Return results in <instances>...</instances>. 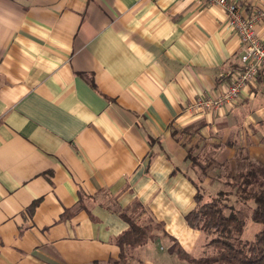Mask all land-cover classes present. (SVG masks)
<instances>
[{
  "label": "crops",
  "instance_id": "1",
  "mask_svg": "<svg viewBox=\"0 0 264 264\" xmlns=\"http://www.w3.org/2000/svg\"><path fill=\"white\" fill-rule=\"evenodd\" d=\"M242 49L197 0H0V264H107L135 201L161 228L125 247L131 264H187L174 240L198 256L189 156L216 173L264 163V76L187 109L228 85Z\"/></svg>",
  "mask_w": 264,
  "mask_h": 264
},
{
  "label": "trees",
  "instance_id": "2",
  "mask_svg": "<svg viewBox=\"0 0 264 264\" xmlns=\"http://www.w3.org/2000/svg\"><path fill=\"white\" fill-rule=\"evenodd\" d=\"M193 126L198 129L201 124ZM189 158L205 171L207 159L203 166V160L198 161L194 156ZM245 162L237 163L240 170L235 179L225 181L230 190L209 192L205 187L204 191L200 178L192 181L196 188L195 206L185 215V220L205 238L198 256L187 253L174 240L172 251L179 261L187 264H264V163ZM221 177L223 174L217 173L207 184L220 181ZM231 197L235 204L229 203ZM130 211L131 214H122L128 227L116 238L119 255L109 259L107 264H131L124 253L125 247H142L158 237L160 223L149 215L140 219L145 211L138 201L133 203ZM247 223L259 226L251 239L242 238Z\"/></svg>",
  "mask_w": 264,
  "mask_h": 264
},
{
  "label": "built area",
  "instance_id": "3",
  "mask_svg": "<svg viewBox=\"0 0 264 264\" xmlns=\"http://www.w3.org/2000/svg\"><path fill=\"white\" fill-rule=\"evenodd\" d=\"M201 5H216L226 14L228 26L237 34L243 45L240 64L226 73L228 85L215 97H197L187 105L188 110L213 112L231 105L241 91L258 76H264V0H253L250 9L237 0H197Z\"/></svg>",
  "mask_w": 264,
  "mask_h": 264
},
{
  "label": "rangeland",
  "instance_id": "4",
  "mask_svg": "<svg viewBox=\"0 0 264 264\" xmlns=\"http://www.w3.org/2000/svg\"><path fill=\"white\" fill-rule=\"evenodd\" d=\"M201 163L203 164V166L205 165L204 160L201 161ZM209 164L210 163H207L205 171H204V169H203V171L200 170L201 168H199V166L196 169L197 170V178H200L202 180V182H201L202 184H203L204 181L208 182L209 178L213 179L214 175L217 174L212 168H208ZM239 170H240V167H238V165H237L235 167H227L226 169H224V171H218V173L223 174V177H221V180L219 181V182L222 181L223 185L221 184V186L218 185L217 187H219L220 189H223V190H230V187L226 184L225 181H228L229 179L230 180L235 179V174ZM202 187H203L204 191H206V189H207V188L205 189L206 185L203 184ZM233 199H234V197H231L229 203L235 204L233 202ZM258 229H259V226L251 224V223H247V226H246L244 234L242 235V238H246V239L253 238L254 234L257 232Z\"/></svg>",
  "mask_w": 264,
  "mask_h": 264
}]
</instances>
